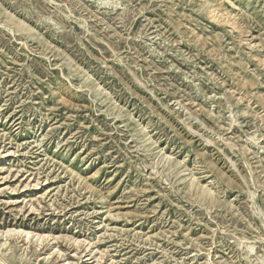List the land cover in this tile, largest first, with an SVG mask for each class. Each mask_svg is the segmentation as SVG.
Returning a JSON list of instances; mask_svg holds the SVG:
<instances>
[{"label": "rangeland", "instance_id": "rangeland-1", "mask_svg": "<svg viewBox=\"0 0 264 264\" xmlns=\"http://www.w3.org/2000/svg\"><path fill=\"white\" fill-rule=\"evenodd\" d=\"M0 264H264V0H0Z\"/></svg>", "mask_w": 264, "mask_h": 264}, {"label": "bare ground", "instance_id": "bare-ground-1", "mask_svg": "<svg viewBox=\"0 0 264 264\" xmlns=\"http://www.w3.org/2000/svg\"><path fill=\"white\" fill-rule=\"evenodd\" d=\"M15 229V228H14ZM7 230V229H6ZM35 234V233H34ZM24 235L26 236V237H28V235H29V232H24ZM37 235V234H36ZM39 235V234H38ZM42 235V234H41ZM44 235V234H43ZM38 237V236H37ZM39 239H41V238H39Z\"/></svg>", "mask_w": 264, "mask_h": 264}]
</instances>
